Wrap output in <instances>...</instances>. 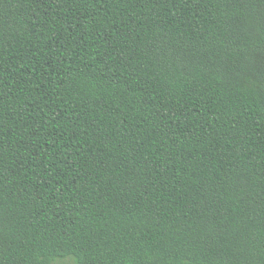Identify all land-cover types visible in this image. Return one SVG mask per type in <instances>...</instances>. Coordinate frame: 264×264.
Returning a JSON list of instances; mask_svg holds the SVG:
<instances>
[{"label":"trees","instance_id":"trees-1","mask_svg":"<svg viewBox=\"0 0 264 264\" xmlns=\"http://www.w3.org/2000/svg\"><path fill=\"white\" fill-rule=\"evenodd\" d=\"M264 264V0H0V264Z\"/></svg>","mask_w":264,"mask_h":264},{"label":"rangeland","instance_id":"rangeland-1","mask_svg":"<svg viewBox=\"0 0 264 264\" xmlns=\"http://www.w3.org/2000/svg\"><path fill=\"white\" fill-rule=\"evenodd\" d=\"M54 264H70V260L67 259V260H64V261H57Z\"/></svg>","mask_w":264,"mask_h":264}]
</instances>
